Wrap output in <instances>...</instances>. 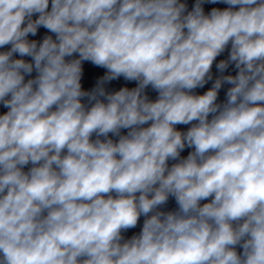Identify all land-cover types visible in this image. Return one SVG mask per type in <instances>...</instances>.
Masks as SVG:
<instances>
[{"label": "clouds", "instance_id": "1", "mask_svg": "<svg viewBox=\"0 0 264 264\" xmlns=\"http://www.w3.org/2000/svg\"><path fill=\"white\" fill-rule=\"evenodd\" d=\"M203 2L0 0V264H264V0ZM229 44L238 73L193 94ZM83 61L107 69L90 92ZM121 76L137 87L106 92Z\"/></svg>", "mask_w": 264, "mask_h": 264}, {"label": "water", "instance_id": "2", "mask_svg": "<svg viewBox=\"0 0 264 264\" xmlns=\"http://www.w3.org/2000/svg\"><path fill=\"white\" fill-rule=\"evenodd\" d=\"M181 3H184L186 5V12H190L193 10L196 0H180ZM202 8L204 11L205 15L210 14L212 9H219V10H225L229 8L230 6L222 0H217V2L212 3L209 2V0H204L202 3ZM233 10H238L239 6H232ZM51 9V0H49V9ZM230 50H231V45L229 44L228 47L225 49L223 53H221L216 60L213 62L212 69H211V76L212 79L207 81V83L203 87H197L196 89L193 90V94L196 95H203L206 91L210 90L212 88V85L214 84L215 80L221 76H227V75H232L235 76L238 73V69H236L234 63H230L228 68L225 69L223 72H220L219 69L216 67V65L221 61V60H228L229 55H230ZM78 54H73L71 57H66V61H70L72 59H77ZM107 73V69L96 66L90 61H83L82 62V76H81V86L82 90L84 91H92L93 88L97 86V82ZM138 82L137 81H129L125 80L123 76L119 77L118 79H114L111 81H107L104 83V88L105 91L108 93H114L116 91H119L123 87H127L129 89L137 87ZM232 87L231 84L228 83H223L221 86V89L218 92V98H217V103L218 104H223L227 100V91L228 89ZM144 94L148 97L149 100L155 101L158 98V92L154 90L151 86H148L144 90ZM103 99V97H101ZM83 103L86 105V107H90L91 105L88 103L87 98H82ZM209 119H211V115L209 116ZM195 123V122H193ZM149 126L148 124L144 125V127ZM191 127L190 124H178L176 125V129L181 132H186L189 128ZM128 132V129H121L120 134L121 135H126ZM108 138L112 139L114 142H118L119 137L115 136L111 133H109ZM101 139H105L104 137H101ZM193 148L185 147L184 150L181 151L179 159L186 158L187 155L193 151ZM178 160H169L168 164L169 167H171L172 164L179 162ZM208 201H202L201 203H206ZM159 211L162 212H169V211H176L178 210V205L175 201V198L170 196L167 203L160 206ZM236 250L238 253H242L243 249L238 245L236 246Z\"/></svg>", "mask_w": 264, "mask_h": 264}]
</instances>
